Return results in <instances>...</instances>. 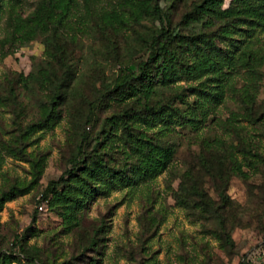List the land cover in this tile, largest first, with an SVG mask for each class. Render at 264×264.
Here are the masks:
<instances>
[{"label": "rangeland", "instance_id": "rangeland-1", "mask_svg": "<svg viewBox=\"0 0 264 264\" xmlns=\"http://www.w3.org/2000/svg\"><path fill=\"white\" fill-rule=\"evenodd\" d=\"M43 1L0 0V250L22 238L40 264H264V21L204 17L188 25L183 17L201 0H156L169 33L206 37L235 59L156 87L150 104L179 108L181 118L133 128L173 149L167 168L96 193L71 225L55 202L40 212V195L79 156H98L115 169L133 162L114 117L139 105L111 86L147 61L144 40L160 24L100 30L77 7L57 39L62 67L48 63L45 28L23 47L11 37L9 18L26 19ZM122 3L101 0L97 9ZM45 69L53 81L66 76V89L55 123L30 132L44 122L52 93L26 78ZM199 91L213 97L204 117L190 113Z\"/></svg>", "mask_w": 264, "mask_h": 264}, {"label": "trees", "instance_id": "trees-1", "mask_svg": "<svg viewBox=\"0 0 264 264\" xmlns=\"http://www.w3.org/2000/svg\"><path fill=\"white\" fill-rule=\"evenodd\" d=\"M100 1L45 0L28 18H9L11 37L21 41L18 47L26 45L38 29L45 28L48 33L45 46L51 58L48 63L60 64L62 67L65 66V61L57 39L77 7L83 8L86 16L92 17L100 30L108 27H126L129 22L140 24L146 19L156 20L160 24L159 29L150 33L144 40L147 61L140 62L136 70L126 68L111 86L114 91H118L121 99H133L134 103L139 105L138 110L126 109L114 117L115 123L121 127L122 139L131 152L133 162L121 169H115L98 156H79L75 158L73 168L65 172L58 182L50 183L48 190L40 195L39 204L55 202L69 223L75 221L71 225H76L77 214L96 193H102L113 186L137 185L141 181L155 178L167 168L174 154L173 149L133 128L139 124L153 127L174 117L181 118L179 108L150 104L156 94V87H167L174 83L178 73L200 78L211 70L217 71L216 66L231 65L235 59L232 54L229 56L221 53L206 37H185L175 32L169 33L165 27V16L156 0H122L123 3L118 5V8L109 11L97 9ZM223 1L201 0L190 14L183 17V23L189 25L204 17L213 20L231 19L237 23L264 21V0H230L227 9H222ZM65 73L69 75V72ZM52 76L45 69L41 70L38 76L26 78V81L31 79V82L47 87L52 93L49 105L43 106L46 113L44 122L29 126L27 129L30 132L45 129L59 118L57 113H54L58 106L56 101L64 94L67 82L66 76L58 81H53ZM198 93L201 95L191 107L190 113L204 117L208 111L204 102L212 101L213 97L208 99L204 91ZM181 97L183 94L178 96ZM188 119V122L194 121L190 116ZM57 186H62V189L58 191ZM22 243L21 238L12 244L13 249L0 250V262L40 264L34 255L26 251ZM95 245V240L90 241V246Z\"/></svg>", "mask_w": 264, "mask_h": 264}, {"label": "built area", "instance_id": "built-area-1", "mask_svg": "<svg viewBox=\"0 0 264 264\" xmlns=\"http://www.w3.org/2000/svg\"><path fill=\"white\" fill-rule=\"evenodd\" d=\"M38 210H39L40 212H42V211L44 210V205H43V204H39V206H38Z\"/></svg>", "mask_w": 264, "mask_h": 264}]
</instances>
